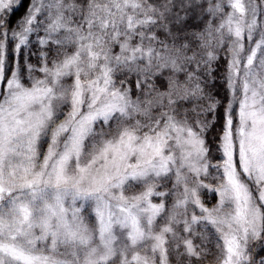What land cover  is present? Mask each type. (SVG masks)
<instances>
[{"label": "snow or ice", "instance_id": "1", "mask_svg": "<svg viewBox=\"0 0 264 264\" xmlns=\"http://www.w3.org/2000/svg\"><path fill=\"white\" fill-rule=\"evenodd\" d=\"M0 264H264V0H0Z\"/></svg>", "mask_w": 264, "mask_h": 264}]
</instances>
